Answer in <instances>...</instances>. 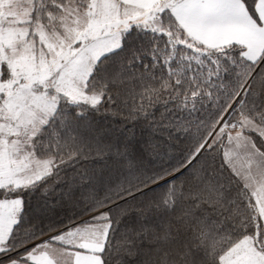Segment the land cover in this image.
I'll list each match as a JSON object with an SVG mask.
<instances>
[{
    "label": "snow or ice",
    "instance_id": "1",
    "mask_svg": "<svg viewBox=\"0 0 264 264\" xmlns=\"http://www.w3.org/2000/svg\"><path fill=\"white\" fill-rule=\"evenodd\" d=\"M0 264H264V0H0Z\"/></svg>",
    "mask_w": 264,
    "mask_h": 264
}]
</instances>
